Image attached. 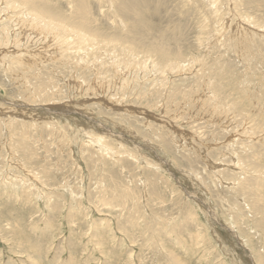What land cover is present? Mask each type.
Instances as JSON below:
<instances>
[{
	"label": "rangeland",
	"instance_id": "obj_1",
	"mask_svg": "<svg viewBox=\"0 0 264 264\" xmlns=\"http://www.w3.org/2000/svg\"><path fill=\"white\" fill-rule=\"evenodd\" d=\"M0 264H264V0H0Z\"/></svg>",
	"mask_w": 264,
	"mask_h": 264
},
{
	"label": "bare ground",
	"instance_id": "obj_2",
	"mask_svg": "<svg viewBox=\"0 0 264 264\" xmlns=\"http://www.w3.org/2000/svg\"><path fill=\"white\" fill-rule=\"evenodd\" d=\"M40 16H41V15H40ZM42 16H43V15H42ZM45 18H46V17H45ZM43 20H44V18H43ZM43 20H42V21H43ZM50 21H51V20H50ZM44 22H45V21H44ZM44 22H43V25H44ZM47 22H48V21H47ZM50 23H51V22H50ZM55 24H56V23H55ZM47 25L50 26L49 24H46V25H44V26L47 27ZM55 26H57V25H55ZM65 26H66V25H65ZM65 26H64V27H65ZM50 27H51V26H50ZM59 27H60V25H59ZM59 27H58L57 29H59ZM47 28H48V27H47ZM54 28H55V27H53V29H54ZM45 29H46V28H45ZM60 29H61V28H60ZM67 29H69V28L67 27ZM63 30H64V29H63ZM79 39H80V38H79ZM120 73H121V72H120Z\"/></svg>",
	"mask_w": 264,
	"mask_h": 264
}]
</instances>
